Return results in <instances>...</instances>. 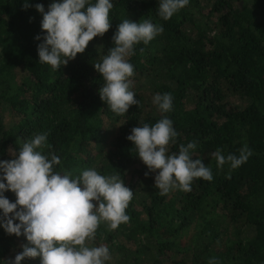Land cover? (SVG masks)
Listing matches in <instances>:
<instances>
[{
    "label": "trees",
    "instance_id": "obj_1",
    "mask_svg": "<svg viewBox=\"0 0 264 264\" xmlns=\"http://www.w3.org/2000/svg\"><path fill=\"white\" fill-rule=\"evenodd\" d=\"M52 0H0V160H10L23 143L47 133L43 153L61 159L56 171L79 176L89 168L119 175L133 190L117 229L102 222L90 247L105 245L107 264H264V0H189L165 21L159 0H112L111 28L89 42L66 66L54 71L39 62L42 15ZM151 20L163 32L135 45L130 90L138 105L117 115L99 96L102 62L124 19ZM20 73V76H18ZM170 93L173 108L162 114L153 104ZM163 115L179 134L168 145L195 141L194 158L211 168L212 181L195 179L191 191L161 195L155 173L127 139L134 127L154 125ZM9 118V120H7ZM105 122L116 125L105 142ZM252 155L239 168H218L212 153ZM11 202L16 197L5 193ZM26 239L0 228V264L22 251ZM22 264H39V258Z\"/></svg>",
    "mask_w": 264,
    "mask_h": 264
},
{
    "label": "clouds",
    "instance_id": "obj_2",
    "mask_svg": "<svg viewBox=\"0 0 264 264\" xmlns=\"http://www.w3.org/2000/svg\"><path fill=\"white\" fill-rule=\"evenodd\" d=\"M189 0H159L158 15L171 19ZM23 8L32 7L23 0ZM42 15L41 34L35 39L39 62L54 71L66 66L77 54L84 53L89 42L102 37L111 28L109 18L112 0H52L47 11L43 4L34 5ZM163 32L161 25L145 19L134 22L124 19L114 33V46L102 62L94 64L105 83L99 89L101 100L117 115L128 113L139 101L130 90L134 66L128 57L135 54V45H147ZM170 93L153 97V104L164 114L173 108ZM179 134L166 115L154 125L134 127L127 139L135 146L139 159L148 172L155 173L154 186L161 195L171 190L191 191L195 179L213 180L211 168L194 158L195 141L179 145L178 152L169 153ZM47 133L35 135L23 143L17 155L0 160V228L7 234L26 239L22 251L3 264H22L26 259L39 258V264H107L111 259L105 245H88L95 239L99 225L107 222L110 229L127 223L126 209L133 199V190L119 175H102L89 168L79 176L56 171L61 159L54 153L45 155ZM252 155L245 145L239 155L212 153L218 168L225 164L235 170ZM11 191L15 201L5 195ZM208 264H220L213 257Z\"/></svg>",
    "mask_w": 264,
    "mask_h": 264
},
{
    "label": "rangeland",
    "instance_id": "obj_3",
    "mask_svg": "<svg viewBox=\"0 0 264 264\" xmlns=\"http://www.w3.org/2000/svg\"><path fill=\"white\" fill-rule=\"evenodd\" d=\"M18 76H20V73H18ZM9 120V118H7ZM105 131L103 132L104 134V140L105 142H110L111 140L109 138H112L115 136L116 133V125L114 127L110 126V122H105ZM106 136H109V138L106 139Z\"/></svg>",
    "mask_w": 264,
    "mask_h": 264
}]
</instances>
